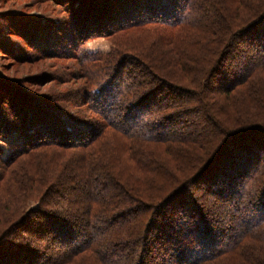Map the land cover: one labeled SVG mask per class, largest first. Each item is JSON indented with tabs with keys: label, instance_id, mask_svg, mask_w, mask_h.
Segmentation results:
<instances>
[{
	"label": "trees",
	"instance_id": "trees-1",
	"mask_svg": "<svg viewBox=\"0 0 264 264\" xmlns=\"http://www.w3.org/2000/svg\"><path fill=\"white\" fill-rule=\"evenodd\" d=\"M62 1L93 116L2 98L0 264H264V0Z\"/></svg>",
	"mask_w": 264,
	"mask_h": 264
},
{
	"label": "rangeland",
	"instance_id": "rangeland-1",
	"mask_svg": "<svg viewBox=\"0 0 264 264\" xmlns=\"http://www.w3.org/2000/svg\"><path fill=\"white\" fill-rule=\"evenodd\" d=\"M74 1L78 0H69L68 3ZM65 5H67V1L62 0H0L1 111H4L5 107L2 98L10 91L14 94L20 90L19 92L23 91L40 96L62 94L60 100L51 98L73 111L93 116V113L88 112V109V111L81 112V109L85 107L84 104L77 102L76 95H71L80 91L79 88L84 85L85 79L79 69L78 60L67 53V51L74 50L69 43L75 36H73V31L68 30L72 28L66 25L68 16L74 10L71 9L72 5L68 7ZM30 29L35 31V35ZM138 30L140 29L135 31ZM91 32L95 34L96 30L93 29ZM11 35L14 38H10ZM53 36H57V38L53 39ZM113 37L94 35L83 46L80 44L81 49L83 47L89 53L110 52L113 49ZM60 41H63L62 46L59 44ZM237 44L239 45V42ZM47 46L50 47L47 48ZM44 49L56 50L58 54L43 53ZM6 115L7 113L4 112V116ZM1 117H3L2 114ZM9 119L12 120L13 117ZM6 132L9 135L0 134V153H2L3 158L7 157L11 151L18 150L19 143L17 132L11 130ZM169 152L167 153L169 154ZM14 178L18 179L17 176ZM75 187L80 188L77 182L69 192L67 190H62V192L64 191L67 196L75 199V201H80L83 192L80 190L81 188L75 189ZM14 191L3 190L4 194H10V196L15 193ZM214 202L218 208H214L209 216H215V212L220 213L217 223L221 226L228 220L229 222L226 224L234 226L228 233L235 231L238 223L234 216L229 214L228 205L221 201L214 200ZM35 203L36 200L29 198L25 202V208H31ZM76 203L74 208L78 207L79 202ZM219 203H222V206H219Z\"/></svg>",
	"mask_w": 264,
	"mask_h": 264
}]
</instances>
